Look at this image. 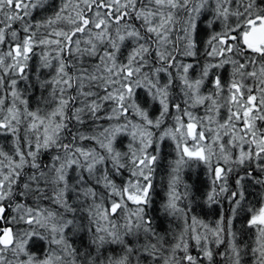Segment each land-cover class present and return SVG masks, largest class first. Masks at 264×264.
I'll return each instance as SVG.
<instances>
[{"label":"snow or ice","instance_id":"1","mask_svg":"<svg viewBox=\"0 0 264 264\" xmlns=\"http://www.w3.org/2000/svg\"><path fill=\"white\" fill-rule=\"evenodd\" d=\"M0 264H264V0H0Z\"/></svg>","mask_w":264,"mask_h":264},{"label":"trees","instance_id":"2","mask_svg":"<svg viewBox=\"0 0 264 264\" xmlns=\"http://www.w3.org/2000/svg\"><path fill=\"white\" fill-rule=\"evenodd\" d=\"M205 218H207V217H205Z\"/></svg>","mask_w":264,"mask_h":264},{"label":"bare ground","instance_id":"3","mask_svg":"<svg viewBox=\"0 0 264 264\" xmlns=\"http://www.w3.org/2000/svg\"><path fill=\"white\" fill-rule=\"evenodd\" d=\"M207 219V218H206Z\"/></svg>","mask_w":264,"mask_h":264}]
</instances>
